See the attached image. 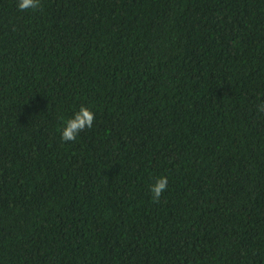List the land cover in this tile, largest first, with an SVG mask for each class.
Returning <instances> with one entry per match:
<instances>
[{"label": "trees", "instance_id": "obj_1", "mask_svg": "<svg viewBox=\"0 0 264 264\" xmlns=\"http://www.w3.org/2000/svg\"><path fill=\"white\" fill-rule=\"evenodd\" d=\"M18 3L0 0V264H264V0ZM81 106L93 126L65 142Z\"/></svg>", "mask_w": 264, "mask_h": 264}, {"label": "clouds", "instance_id": "obj_2", "mask_svg": "<svg viewBox=\"0 0 264 264\" xmlns=\"http://www.w3.org/2000/svg\"><path fill=\"white\" fill-rule=\"evenodd\" d=\"M41 7V0H19L18 8L21 11L33 10L36 11ZM259 111L264 112V104L260 105ZM95 121V113L86 106H81L80 110L75 113L74 117L66 122V125L62 129L61 139L65 142L75 141L78 134L85 130L90 129ZM168 178L162 176L156 180L151 187L153 198L156 202H159L160 197L168 188Z\"/></svg>", "mask_w": 264, "mask_h": 264}]
</instances>
